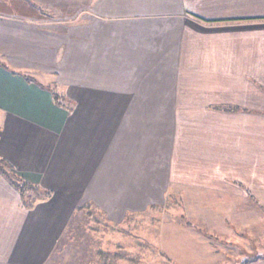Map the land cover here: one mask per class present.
<instances>
[{
    "label": "crops",
    "instance_id": "obj_1",
    "mask_svg": "<svg viewBox=\"0 0 264 264\" xmlns=\"http://www.w3.org/2000/svg\"><path fill=\"white\" fill-rule=\"evenodd\" d=\"M0 156L51 192L0 175V264H44L80 208L264 224V0H0Z\"/></svg>",
    "mask_w": 264,
    "mask_h": 264
},
{
    "label": "rangeland",
    "instance_id": "obj_2",
    "mask_svg": "<svg viewBox=\"0 0 264 264\" xmlns=\"http://www.w3.org/2000/svg\"><path fill=\"white\" fill-rule=\"evenodd\" d=\"M0 160L9 175L22 178L16 165L2 156ZM27 199L21 198V203ZM178 212L179 208H157L112 220L101 210L80 209L64 226L44 264H249L258 258L264 264L263 223L250 219L248 225L235 223L232 233L218 227L212 235L201 225L204 231L197 242L193 233L182 230L189 226L177 218Z\"/></svg>",
    "mask_w": 264,
    "mask_h": 264
},
{
    "label": "trees",
    "instance_id": "obj_3",
    "mask_svg": "<svg viewBox=\"0 0 264 264\" xmlns=\"http://www.w3.org/2000/svg\"><path fill=\"white\" fill-rule=\"evenodd\" d=\"M53 99L57 104L61 105L58 97L55 94L53 96ZM0 161L2 162V160ZM0 175L7 179L8 183L19 193L22 199L27 196V201L22 200V204L26 208H32L37 202L45 201L49 197L50 192L48 190H44V192H41V187H39V185L25 181L23 178L17 179L16 177L9 175V172L3 169L2 166H0ZM26 191H29L27 195Z\"/></svg>",
    "mask_w": 264,
    "mask_h": 264
}]
</instances>
